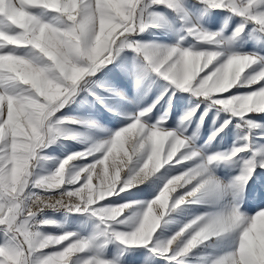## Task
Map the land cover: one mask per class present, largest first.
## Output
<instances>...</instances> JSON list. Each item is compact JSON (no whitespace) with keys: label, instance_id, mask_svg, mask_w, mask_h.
<instances>
[{"label":"snow or ice","instance_id":"1","mask_svg":"<svg viewBox=\"0 0 264 264\" xmlns=\"http://www.w3.org/2000/svg\"><path fill=\"white\" fill-rule=\"evenodd\" d=\"M149 2L187 11L184 0ZM196 4L239 15L242 21L233 30V38L240 37L249 24L264 34V0H196ZM148 7L146 0H0V264H123L122 259L106 254L112 242L124 251L146 246L166 264H193L198 248L229 236V246L209 253L206 264H264V209L248 214L241 207L248 180L257 167L264 168V149L252 148L249 133L243 145L209 152L208 145L230 119L222 128L214 127L204 145H197L195 133L187 132L196 105L175 129L164 124L167 112L152 119L153 109L165 95L183 89L199 96L221 72L231 83L239 68L243 71L238 81H260L258 91L224 99L210 95L200 103L214 101L208 107L223 105L218 112L230 110L240 116L264 112V54L231 52L225 56L180 43L137 41L133 36L153 23L145 16ZM186 31L197 41H212L218 35L202 30L198 23ZM126 49L144 61L134 70L138 87L149 72L170 81L161 96L127 113L129 123L114 135L69 154L48 174L38 172L37 161L51 159L42 154V148L57 137L76 136L61 125L84 123L55 115L80 92L97 96L109 110L117 111L98 89L121 93L95 74ZM257 61L259 67L248 71ZM233 104L239 107H230ZM245 121L250 129L260 126L247 117ZM81 159L88 162L74 169V162ZM236 161L237 175L228 180L215 175V167ZM165 165L166 172L175 170L176 174L166 178L151 201L105 206L106 197L148 182ZM192 203L214 207L183 221L170 237L154 235L162 222H169L166 216L183 215ZM137 205L141 212L126 221L128 210ZM45 209L90 213L99 221L90 235L45 233L44 227L57 224L42 218ZM125 224L129 230L122 229Z\"/></svg>","mask_w":264,"mask_h":264},{"label":"rangeland","instance_id":"2","mask_svg":"<svg viewBox=\"0 0 264 264\" xmlns=\"http://www.w3.org/2000/svg\"><path fill=\"white\" fill-rule=\"evenodd\" d=\"M146 2L149 3L145 13L146 19L153 21V23L145 28L144 31L138 32L133 36V39L137 41L159 45L180 43L184 47L217 50L225 56L231 52H259L264 54V34L258 33L252 24L247 26L240 37L233 38V30L241 23L242 18L239 15L230 14L228 10L223 8L206 9L197 5L196 0H184L187 11L176 12L164 4L152 5L149 0H146ZM193 23H198L200 28L206 32L218 33V35L214 36L212 41H197L186 31L187 27ZM181 37H184V39L181 40ZM217 59H220V57ZM143 63L142 57H139L133 50L126 49L120 53L113 63L95 74L96 78L105 81L113 89L121 93V95H115L106 92L103 88L98 89V94L102 95L107 104L113 105L117 111L109 110L106 103L98 99L97 96L91 93L85 95L84 92H80L75 100L66 104L55 113L57 117H71L78 121H84V123L65 121L61 125L62 128L69 132H75L76 136L75 138L57 137L55 142L42 148V154L51 159L38 160V172L48 174L56 170L59 162L69 154L80 152L92 143L114 135L115 131L129 123L127 113L135 112L138 108L151 105L161 96L170 81L154 72L146 74L140 87L136 85L134 70L138 64ZM256 67H259V61L248 71L252 72ZM259 86L260 81L255 84H250L247 81H238L231 89H227L224 93H213L212 96L224 99L246 95L253 91H258ZM201 100H207V98L195 96L190 90L178 89L174 94L165 95L160 104L153 109L154 115L152 119L154 121L167 112L168 116L164 124L169 129H175L186 110L199 104L197 112L193 115L192 122L187 129L188 134L195 133L197 145H204L212 135L213 128H222L225 121L230 119L231 122L227 127L223 128L220 136L208 145L209 152L230 151L234 146L243 145L245 143L243 137L249 135V133L251 134L252 148L264 149V112L244 113L243 116L232 113L230 110L218 112L217 108H223V105L208 107V104L214 101L200 103ZM201 116H203L202 121L200 120ZM245 117L259 122L260 126L256 129H250L247 127ZM197 125H199L198 129ZM87 162V159L78 160L74 162L73 167L78 169ZM238 163L236 161L231 165L221 164L215 167V175L223 180L230 179L237 175L239 171ZM166 169L167 165L162 166L148 182L118 195L106 197L105 206H119L125 202L132 201H151L162 190L166 178L176 174L175 170L166 172ZM165 173L166 176L164 175ZM213 207V205L206 203L188 204L183 215L172 213L166 216L165 219H168L169 222L167 224L162 222L154 235H159L161 239L170 237L183 221L201 213L209 212ZM241 207L248 214H254L258 210L264 209V168L257 167L252 177L248 180L243 193ZM139 212H141L140 206H134L128 210L125 220L127 221L129 217L135 216ZM49 216L57 224L46 226L43 231L52 234L77 232L83 235H90L96 230V224L99 221V217L91 216L90 213H52ZM122 229L129 230V225H123ZM230 241V236L223 241L217 240L213 242L209 240L205 246L196 250V255L192 258L193 264H206L209 253H215L227 248ZM121 251L124 250L116 242L109 243L106 248L108 256L122 259L123 264H166L165 260L152 255L146 246L132 247L124 251L123 257L120 256Z\"/></svg>","mask_w":264,"mask_h":264},{"label":"clouds","instance_id":"3","mask_svg":"<svg viewBox=\"0 0 264 264\" xmlns=\"http://www.w3.org/2000/svg\"><path fill=\"white\" fill-rule=\"evenodd\" d=\"M242 71H243V68L238 69V72L236 74V79L233 80L231 83L228 82V79H227L225 73H223V72L219 73L214 80L209 82V84L206 86V90L199 93V96H202L204 98H208L210 95L215 93V90H217V89H225L226 90L227 88L233 86L235 84V82H237L239 79V72H242ZM193 95L196 96L197 94L193 93ZM196 107L198 108L199 105H196ZM230 107L236 108L239 106L236 104H233ZM187 111L188 110H186V112ZM186 112L184 113V115L186 114Z\"/></svg>","mask_w":264,"mask_h":264},{"label":"built area","instance_id":"4","mask_svg":"<svg viewBox=\"0 0 264 264\" xmlns=\"http://www.w3.org/2000/svg\"><path fill=\"white\" fill-rule=\"evenodd\" d=\"M49 212H55L58 214H73L70 212H66L65 210H52V209H45L44 212L41 214L42 218H45V215Z\"/></svg>","mask_w":264,"mask_h":264},{"label":"bare ground","instance_id":"5","mask_svg":"<svg viewBox=\"0 0 264 264\" xmlns=\"http://www.w3.org/2000/svg\"><path fill=\"white\" fill-rule=\"evenodd\" d=\"M58 214V213H55V212H49V213H47L46 215H45V218H47V216L49 215V214Z\"/></svg>","mask_w":264,"mask_h":264},{"label":"crops","instance_id":"6","mask_svg":"<svg viewBox=\"0 0 264 264\" xmlns=\"http://www.w3.org/2000/svg\"><path fill=\"white\" fill-rule=\"evenodd\" d=\"M50 217H51V216H49V215L47 216V218H50Z\"/></svg>","mask_w":264,"mask_h":264}]
</instances>
